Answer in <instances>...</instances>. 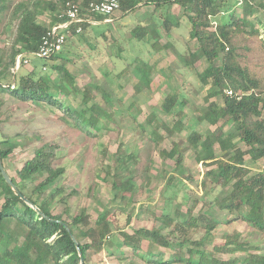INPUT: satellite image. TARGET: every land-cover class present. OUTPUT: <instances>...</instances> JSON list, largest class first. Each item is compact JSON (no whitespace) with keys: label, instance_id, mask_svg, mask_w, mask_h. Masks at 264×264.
I'll return each mask as SVG.
<instances>
[{"label":"trees","instance_id":"obj_1","mask_svg":"<svg viewBox=\"0 0 264 264\" xmlns=\"http://www.w3.org/2000/svg\"><path fill=\"white\" fill-rule=\"evenodd\" d=\"M100 1L21 0L13 3L11 0H0V21L8 12L4 28L7 36L0 45V156L7 171L6 160L18 147L13 136L5 129L10 119L5 108L8 96L36 105L60 108L65 116L71 117L74 126L89 136L93 135V130L99 129L101 118L109 115L95 100L94 91L100 89L99 86L91 83L78 90L75 76L66 65L67 61L72 60L69 58L72 52L71 38L79 33L78 28L87 30L92 20L113 18V15L97 14L90 10L91 3ZM141 2L154 5L155 9L168 4L182 6L190 23V38L197 43L190 53L194 54L193 59L206 58L211 67L207 77L209 104L200 118L215 125L219 133L204 135L193 130L187 136V141L198 162L217 166L216 169L207 170L216 184L215 188L230 187L225 196L208 202L211 209L219 207L220 211H227L230 216L221 217L216 210H212L211 214L199 213L195 216L200 200L192 193L180 199L184 192L182 189L172 191L167 196L163 194L165 204L161 213L156 215V220L161 224L159 226L127 227L131 223V216L121 225L118 213H111L108 209L95 218L86 209L70 214L68 194L57 183L66 173V167L56 163L59 144L49 141L38 146L34 155L18 169V181L10 175L22 195L15 193L0 168V264H81L82 257L84 264H90L94 256L108 245L115 246L114 252H120L122 255L118 258L122 260L144 251L141 257L146 264H239L238 259L217 256L218 252L236 250L248 252L240 264H260L263 259V256L251 253V246L240 241L239 233L227 235L220 245L210 246V243L213 230L220 223L230 222L233 217L264 231V169L252 173L246 159L248 154L255 162L264 159V81L241 64L235 43L238 34L261 35L264 22L257 12H264V0H120V10L123 14L135 12L141 7ZM68 3L79 7V15L84 20L69 23L66 31H62L66 35L63 49L46 58L63 60L50 66L51 70L57 72L59 80L54 82L50 73H42L36 67L30 71H20L23 60L16 70L17 57L23 52L36 53L50 30L39 21L40 15L51 12L52 25L59 26L69 21ZM238 4L242 5V15H238L235 9ZM179 23L167 17L164 21L167 33ZM156 36L154 32L153 37ZM147 69V62H142L139 70L145 84L150 81ZM103 92L104 99L110 101L109 93ZM218 95H222L223 104L214 99ZM78 97L80 104L76 106L73 101ZM177 104L178 96L169 94L162 103V110L170 114ZM132 116L136 118L135 114ZM156 120L157 115L152 113L143 122L136 123L134 128L141 129L140 132L147 138L159 134L162 128L167 129L170 136L174 134L175 127L180 129V119L173 127L164 122L155 123ZM229 120L237 128L226 133L222 129ZM153 124L152 131L148 132ZM216 142L222 151L220 156L214 150ZM239 142L250 149H243ZM188 148H181L178 142L171 150H163L162 153L175 159L176 165L181 166ZM114 160L113 165L106 166L108 172L102 178L107 180V175L112 173L118 179L126 171L129 177L125 181L114 182L112 188L121 192L123 198L129 194V200H133L136 177L128 164L132 160L137 162L138 156L119 153ZM60 202L65 207L62 211H56ZM174 202L176 207L171 209ZM242 205L247 207L245 211L241 210ZM115 229L121 237L117 242L113 238ZM146 243L148 246L145 248ZM155 246L172 249L171 258L166 259L164 254L155 253ZM123 247L129 253H125Z\"/></svg>","mask_w":264,"mask_h":264},{"label":"rangeland","instance_id":"obj_2","mask_svg":"<svg viewBox=\"0 0 264 264\" xmlns=\"http://www.w3.org/2000/svg\"><path fill=\"white\" fill-rule=\"evenodd\" d=\"M11 1L15 3L21 0ZM235 9L238 15H242V5L238 4ZM142 10L148 12V19L139 20L144 18L139 15L143 12L123 14L119 9L113 15L115 20L112 22L93 24L90 29L81 30L71 38L72 52L69 58L73 61H67L66 65L75 76L76 87L80 90L91 83L98 85L100 89L96 88L94 91L95 100L109 112V115L101 118L99 129L93 130V135L89 136L74 126L71 117L65 116L60 108L47 104L36 105L8 96L5 108L10 119L6 122L5 129L18 143V147L6 160L8 173L18 181V169L34 155L35 149L53 141L59 144L56 163L66 167V173L57 183L68 194L70 214L86 209L95 218L104 209H108L111 213H118L121 225L131 216V223L127 227L159 226L161 224L156 220V215L162 211L165 196L182 189L184 192L180 199L183 200L192 193L200 200L195 216L199 213L211 214L212 210H216L221 217L227 218L230 216L227 211L222 212L219 207L211 209L208 202L225 196L230 187L215 188L216 184L207 170L216 169L217 166L198 162L194 150L188 148L191 146L187 141V136L193 130L204 135L219 133L215 125L200 118L209 104L210 86L207 85V77L211 73V67L206 58L193 59L194 54L190 53V49L195 48L197 43L190 38V23L182 6L168 4L158 8L155 13L154 8L145 7ZM7 13H4L0 21V45L7 36L4 31ZM257 15L264 22V12L259 11ZM52 16L51 12H43L39 21L51 26ZM167 17L173 22H180L170 29V33H167L164 24ZM144 24L149 29L156 28L157 36L153 37L154 32L145 33ZM261 29V35L238 34L235 43L241 64L264 81V27ZM155 38L159 41L152 44ZM28 58L29 62L23 63L20 71H30L36 67L42 73H50L54 82L59 80L57 72L50 68L53 64L50 59L33 54ZM62 62V59L54 61ZM142 62L148 64L150 81L147 84L141 80L139 67ZM44 63H47L45 69L42 66ZM103 91L109 93L110 101L104 99ZM169 94L178 96V104L172 113L167 114L162 110V103ZM214 99L223 104L222 95ZM73 103L79 106L80 98ZM152 113L157 115L155 123L164 122L169 127H173L180 119V129L175 127L174 134L170 136L168 130L162 128L158 137L155 134L152 138H147L140 132L141 129L134 126ZM154 126L155 124L150 126L148 132ZM236 128L237 125L229 120L222 130L228 133ZM178 142L181 148H188L181 166L176 165L175 159L162 153L163 150H171ZM239 145L243 149H250L244 143L239 142ZM214 150L217 156L222 154L218 142L214 144ZM119 153L138 156L137 162L132 160L128 164L136 177L133 200H129V194L123 198L121 192L112 188L114 182L125 181L129 177L126 171L118 179L112 173L107 175V180L102 178L108 172L106 166L113 165ZM246 159L252 173L264 169V159L255 162L251 154ZM171 177L174 178L171 180ZM64 207L65 204L60 202L56 211H62ZM175 207L174 202L171 209ZM185 208L186 205L183 206ZM246 209L242 205L241 210ZM234 219L233 217L230 222L218 225L213 231V241L224 242L227 235L241 231L249 239L259 240L264 250V231L260 232L246 222ZM113 238L115 242L121 240L116 229ZM147 246L146 243L145 248ZM114 248L113 245L106 246L94 256L90 264H130L134 260L135 264H146L141 257L144 251L122 260L118 258L122 254L114 252ZM123 249L125 253H129L127 248ZM153 250L164 254L166 259L172 256L170 248L155 246ZM217 256L231 259L240 257L241 253L218 252Z\"/></svg>","mask_w":264,"mask_h":264},{"label":"built area","instance_id":"obj_3","mask_svg":"<svg viewBox=\"0 0 264 264\" xmlns=\"http://www.w3.org/2000/svg\"><path fill=\"white\" fill-rule=\"evenodd\" d=\"M68 5L69 21L62 25L65 28L69 23L80 22L84 20L79 15L80 10L77 5H72L70 3H68ZM89 8L92 12L97 14L113 15L120 9V0H101L97 3H91ZM62 26L60 25L50 27L47 35L43 37L39 50L35 53L38 57L47 58L55 53H59L63 49L66 35L61 31ZM81 30L82 28L79 27L78 32ZM20 59H23L25 63L28 62V60L24 59L22 55L18 56V61H20ZM228 93H232V91H228Z\"/></svg>","mask_w":264,"mask_h":264},{"label":"crops","instance_id":"obj_4","mask_svg":"<svg viewBox=\"0 0 264 264\" xmlns=\"http://www.w3.org/2000/svg\"><path fill=\"white\" fill-rule=\"evenodd\" d=\"M139 5H141V7H139L136 11H140V12H143V13H140L139 15H143L144 16V18L143 19H141V18H139V20L140 21H143V20H146V19H148V12H145V11H143L142 9L143 8H148V9H151V8H154V13L156 12V10L158 9H155V7H154V5H151V4H144V2H141V3H139ZM135 11V12H136ZM132 13H134V12H132ZM130 14V13H129ZM53 15V14H52ZM114 15V14H113ZM126 16V15H125ZM138 18V16L136 17V19ZM113 20H115V17L114 18H109V19H106V20H104V21H97V20H92L91 21V25L88 27L89 29H90V27L93 25V24H98V23H104V22H112ZM66 23V22H65ZM141 24H143V22L141 23ZM51 26H48V27H52L53 25H52V22H51V24H50ZM61 26L62 25H64V23L63 24H60ZM59 25V26H60ZM47 26V25H46ZM144 28H145V30L146 31H149V32H157V30H156V28H152V29H149V28H147L146 26H147V24H144ZM66 29L67 28H65V27H61V31H66ZM144 30V31H145ZM80 32V31H79ZM72 37H74V36H72ZM155 42H156V40L155 41H153V43L152 44H155ZM30 54H33V53H30ZM30 54H28V53H26V52H23V54H21L23 57H24V59H27L28 60V62H29V56H30ZM33 55H35V56H37L35 53L33 54ZM22 60L23 59H20V61H18V57H17V69L19 68V66L21 65V62H22ZM37 60V63L39 64V66H41V64L39 63V60L38 59H36ZM51 60V62H53L54 63V61H55V59H50ZM27 62V63H28ZM23 63H25L24 62V60H23ZM46 64L47 63H44V64H42V66H43V69H45L44 67H46ZM35 68V67H34ZM33 68V69H34ZM234 220H241V219H234ZM242 221H244V220H242ZM244 222H246V221H244ZM247 223V222H246ZM248 224V223H247ZM214 231V230H213ZM261 232V231H260ZM237 233H239V235H240V241H242V242H245V243H247V244H249L251 247L249 248V250L251 251V253H254V254H258L259 256H263V259H261V262H260V264H264V250H263V247H262V245L260 244V241L259 240H251V239H249L248 238V236L246 235H244L241 231L239 232V231H235L234 232V234H237ZM233 234V233H232ZM224 242H225V240H224ZM221 243H223V242H214L213 241V232H212V240H211V243H210V246H216V245H220ZM231 252H239V253H241V256L239 257V256H235V257H232L231 259H238V263L240 264L241 262H243L244 261V259L247 257V255H248V252H247V250H244V251H241V250H236V251H231ZM172 253H173V250H172Z\"/></svg>","mask_w":264,"mask_h":264},{"label":"water","instance_id":"obj_5","mask_svg":"<svg viewBox=\"0 0 264 264\" xmlns=\"http://www.w3.org/2000/svg\"><path fill=\"white\" fill-rule=\"evenodd\" d=\"M0 168H1V172H2V174L4 176V178L6 179L7 183L12 187V189L15 191V193L18 194V195H22L21 191L19 190V188L17 187V185L13 181L12 177L10 176L8 171L6 170V168H5V166H4L3 162H2L1 156H0ZM26 200L28 201V199H26ZM34 208L37 209L39 211V213L43 214V212L37 206L34 205ZM76 245L79 248V243L78 242H76ZM80 255H82L81 251H80ZM81 264H84V258L83 257L81 259Z\"/></svg>","mask_w":264,"mask_h":264}]
</instances>
